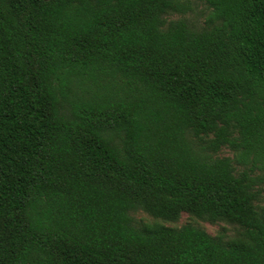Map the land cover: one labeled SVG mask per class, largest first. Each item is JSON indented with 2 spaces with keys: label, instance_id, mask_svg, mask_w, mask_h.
<instances>
[{
  "label": "trees",
  "instance_id": "obj_1",
  "mask_svg": "<svg viewBox=\"0 0 264 264\" xmlns=\"http://www.w3.org/2000/svg\"><path fill=\"white\" fill-rule=\"evenodd\" d=\"M202 1L0 0V264H264V0Z\"/></svg>",
  "mask_w": 264,
  "mask_h": 264
},
{
  "label": "rangeland",
  "instance_id": "obj_2",
  "mask_svg": "<svg viewBox=\"0 0 264 264\" xmlns=\"http://www.w3.org/2000/svg\"><path fill=\"white\" fill-rule=\"evenodd\" d=\"M187 8L184 12L185 18L188 19V21L195 26H200L204 23L205 18L207 17V14L209 12V9L206 7V5L203 3L202 0H184ZM181 14L173 13L168 14L166 17L169 18H177ZM219 155H229L231 156V151L223 147L218 152ZM131 215L135 219L136 222L142 223V222H152V221H159L165 225L169 226H180L181 224L185 222H190L198 227L203 228L211 235H217L219 233H223L224 235H231L234 232L235 226L229 223L225 222H209L206 220H202L199 218H196L194 216H191L187 214L186 212H181L179 218L176 221H163L156 218H153L151 215L147 214L146 212L142 210H136L131 212Z\"/></svg>",
  "mask_w": 264,
  "mask_h": 264
}]
</instances>
